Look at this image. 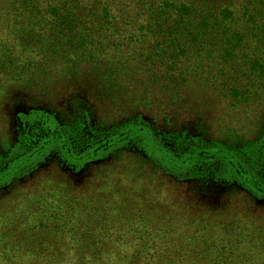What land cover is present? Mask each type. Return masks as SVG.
<instances>
[{"label":"trees","instance_id":"16d2710c","mask_svg":"<svg viewBox=\"0 0 264 264\" xmlns=\"http://www.w3.org/2000/svg\"><path fill=\"white\" fill-rule=\"evenodd\" d=\"M122 3L0 0V131L11 130L0 139V198L16 188L0 202V264H244L226 258L264 252V147L258 174L233 151L178 155L134 121L98 127L76 96L115 79L144 108L154 85L159 108L194 114L199 129L207 98L238 118L264 89V0ZM60 97L72 118L51 106ZM131 145L139 182L110 169ZM213 160L229 179L188 173ZM128 203L135 208L120 215ZM207 233L218 240L194 236ZM200 244L219 259L189 262ZM63 248L73 258L62 262Z\"/></svg>","mask_w":264,"mask_h":264},{"label":"rangeland","instance_id":"374dc122","mask_svg":"<svg viewBox=\"0 0 264 264\" xmlns=\"http://www.w3.org/2000/svg\"><path fill=\"white\" fill-rule=\"evenodd\" d=\"M123 1L124 3H122V5L126 6L130 0ZM151 87L153 88L148 92L149 97L145 100L146 108H144L145 106H135L127 94L122 91L121 84L116 82L115 79L108 80L105 83H97V81L94 80L92 83L88 84L87 89L78 92L76 95L79 100L77 104L80 105V107H84L86 110H88L89 118L92 122H96L100 128H108L114 123H118V125L122 124L123 126V123L125 122L134 121L132 124L135 123L143 128L148 129L154 137L159 138L160 143L165 144V146L171 149L174 153L177 151L178 155L188 154L194 150L198 151L204 147L207 149H223L228 152L233 151V153L238 155L241 162L244 163V165H246L252 173H259L260 169L262 168V150L264 147V89H262L256 99L246 106V112L242 111L240 108L238 111H236L239 113L238 118H234L232 116L233 114H228L225 112L226 108L224 111L222 109L216 111V108L210 107L211 103H208L209 99H205L202 102V105L208 108L211 114L209 119L201 121V123H205V126L203 129H199L197 125L195 127V123H192L195 120L194 114L190 120H185L186 118H183L184 115H180V113L175 110L176 105L171 107L169 104V106H165L162 109L159 108L162 98H160L159 95L155 97V87L154 85H151ZM67 99L68 98L60 97L56 100H53L54 102L52 103L54 104H51L57 115L65 119L72 118L73 116L71 115L75 113L72 111V104L69 105L66 102ZM218 111L222 112L223 114L219 116ZM79 113L81 112L79 111ZM101 118H104V121L100 120ZM192 119L194 120L192 121ZM9 129L10 123H7L4 126V129L0 131L1 141L6 137H10L9 141H11L9 132L11 130ZM85 131H88L87 128L84 129V132ZM261 137L263 138V142L260 139ZM253 139L259 140L258 142H260L261 145L258 143L244 147V143L253 141ZM3 146L5 147L3 142H0L1 150ZM131 147L125 151L131 152L133 155L128 153L126 154L125 152V155H122V150H118L114 155L111 156V158H114V160H117L121 156V160H117V163L112 165L110 169H117L121 172H124L122 177L124 180H127L126 182L129 180H137L139 182L140 178L144 180L145 173L140 172L139 169L136 168V164H139L140 160L137 158L140 157L139 150H137L135 145H131ZM213 161L212 163H204L198 169L188 171V173L190 175H203L201 177L207 179H219L218 181L221 182H224L223 180L229 179V175L225 172L220 161ZM184 174L185 172L178 171L179 176ZM259 179L264 180V178ZM130 185H132V183H130ZM14 189L11 188L6 193V195H2L0 202H5L8 199H5L8 194H11L12 192L15 193ZM203 201L205 200L201 199V202ZM209 201L211 202L213 200ZM206 203L207 204L203 203L205 206L204 210L208 209L206 206L212 208L211 203H208V201ZM130 206L135 208V205L128 203L124 210H121L122 212L119 214H127V212L130 210ZM15 211L23 212V206L22 208L16 206ZM191 211H193V209ZM159 224L162 225V223ZM174 230L177 234L179 232L182 233V231L179 229ZM184 236H186V234H184ZM184 236L179 237V240ZM194 236L200 238V242L205 243L206 245L215 243L218 240V237H214L215 234L207 233L203 236L194 234ZM201 237L204 241L201 240ZM109 240H112V238ZM200 245L201 246L196 247L194 255L189 257V262L192 263L199 258H206L208 260L214 258L219 259V257L214 255L213 252H205L204 249L206 247L204 248L202 244ZM62 250L67 254L62 253ZM59 254H61V257L59 258L62 259V262H65L64 259L73 258L74 255L70 248L61 249ZM260 255L264 257V252H260L259 255L258 253L253 254L247 258L243 257L242 254H234L233 257L229 256L226 258V260L229 263L241 262L245 264V262L249 259H261ZM34 259L35 257L33 260Z\"/></svg>","mask_w":264,"mask_h":264}]
</instances>
